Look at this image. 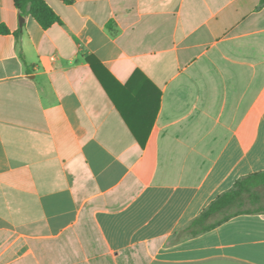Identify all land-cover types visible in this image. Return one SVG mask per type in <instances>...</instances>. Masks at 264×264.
Segmentation results:
<instances>
[{"label":"crops","instance_id":"crops-1","mask_svg":"<svg viewBox=\"0 0 264 264\" xmlns=\"http://www.w3.org/2000/svg\"><path fill=\"white\" fill-rule=\"evenodd\" d=\"M45 1L0 0V264H264V213L187 230L264 172L262 0Z\"/></svg>","mask_w":264,"mask_h":264},{"label":"trees","instance_id":"trees-1","mask_svg":"<svg viewBox=\"0 0 264 264\" xmlns=\"http://www.w3.org/2000/svg\"><path fill=\"white\" fill-rule=\"evenodd\" d=\"M72 4L73 0H63ZM15 8L22 17H32L45 30L59 22V17L45 0H14ZM264 7V0L262 4ZM1 34H10L5 25H0ZM23 32H15V37L20 39ZM93 73L100 80L105 90L110 94L105 74L109 75L101 62L94 56L87 57ZM142 146L145 145L147 136L140 132H133ZM264 213V172L248 175L238 180L234 187L220 195L198 218L188 227L189 236H198L211 231L229 219L244 214Z\"/></svg>","mask_w":264,"mask_h":264},{"label":"water","instance_id":"water-1","mask_svg":"<svg viewBox=\"0 0 264 264\" xmlns=\"http://www.w3.org/2000/svg\"><path fill=\"white\" fill-rule=\"evenodd\" d=\"M24 20H25V18H24V17H21V22H22V23L24 22Z\"/></svg>","mask_w":264,"mask_h":264}]
</instances>
